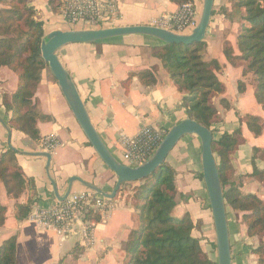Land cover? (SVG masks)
<instances>
[{
	"label": "crops",
	"instance_id": "0c3cea01",
	"mask_svg": "<svg viewBox=\"0 0 264 264\" xmlns=\"http://www.w3.org/2000/svg\"><path fill=\"white\" fill-rule=\"evenodd\" d=\"M25 1L34 10V18L42 23L45 37L52 31L79 29H71L59 12L52 11L46 0ZM111 1L118 10V16L102 28L153 26L170 31V27L163 24L164 19L179 9L170 0ZM193 4L199 13L197 0H193ZM233 27V23L216 21L212 16L204 39L206 48L202 54L203 60L218 63L219 70L215 75L224 87L222 95L213 99L219 119L211 124L210 131L213 140H217L225 133L240 129L244 142L230 158L232 171L238 180L232 179L230 182L240 193L255 195L264 203V179L260 181L248 177L254 168L258 172L264 171V159L254 157L253 153L254 149L264 148V112L255 102L254 89L247 82L251 74H243L244 64L232 65L224 56L226 46L232 49L233 56L239 55ZM163 45L151 37L125 36L91 44H69L56 52L76 87L94 129L112 156L126 166L131 165L123 159L124 138L136 136L145 127L166 134L173 126L187 119L181 107L183 94L177 90L161 61L153 55L154 49ZM147 72L154 77L152 84L139 80L138 74ZM239 83L244 85L241 92L238 91ZM16 88V75L7 68H0V119L7 126L10 114L2 105V96L12 95ZM34 99L38 107L35 126L39 138L32 140L16 129H10L11 144L19 151L15 154L16 163L28 187L17 200L8 199L0 187V204L6 209L4 224L0 227V245L6 239L16 237L17 264H123L125 243L136 225L130 196L132 189L139 186L141 181L126 183L110 200V208L104 218L99 223L93 222L92 244L82 240L79 233L61 236L36 222L37 213L49 211L59 203L46 175V158L29 155L47 152L43 146L44 139L51 136L58 142V146L48 153L51 156L49 175L60 197L65 194L71 178H78L110 194L116 177L87 141L47 68L41 70ZM220 99L226 100L230 108L224 109L219 104ZM245 114L261 119L262 133L258 137L240 124L238 118ZM6 136L0 124L2 148L5 147ZM163 164L174 172L176 206L172 216L179 219L187 214L193 225L192 232L203 238L213 235L199 139L195 135L183 136ZM86 191L90 190L74 181L69 195ZM29 202L32 204L27 218L17 220L15 203L27 205ZM232 212V218L227 212L231 262L257 264V257L252 251L259 240L246 235V227L241 221L242 213ZM209 260L216 262L217 255L216 259Z\"/></svg>",
	"mask_w": 264,
	"mask_h": 264
},
{
	"label": "trees",
	"instance_id": "16d2710c",
	"mask_svg": "<svg viewBox=\"0 0 264 264\" xmlns=\"http://www.w3.org/2000/svg\"><path fill=\"white\" fill-rule=\"evenodd\" d=\"M46 1L52 11H59L62 0ZM170 1L178 7L193 3V0ZM229 1H233V9L239 12L240 28L236 36L239 56H233L232 49L228 46L223 53L232 64L240 60L247 62L243 74L253 75L256 82L254 99L264 111V0ZM44 37L42 23L34 18V10L27 6L25 0H11L9 8L0 12V68L6 67L16 73L18 81L17 90L10 102L3 103L5 110L12 114L8 127L32 140L39 138L35 126L38 107L35 108L32 99L39 83L40 71L43 66H47L40 53ZM205 48L204 41L191 45L164 44L155 48L153 55L161 61L177 90L183 94L181 107L187 119L210 130L218 116L213 99L223 93L224 87L215 75L219 70L218 63L215 60H203ZM138 75L144 84H152L154 81L149 72ZM243 89L244 85L239 83L238 91ZM219 104L224 109L230 108L224 99H220ZM245 125L255 137L262 133V123L258 117L246 116ZM243 142L240 129H236L213 140L212 152L218 159L217 170L226 209L242 213L246 235L258 237L264 233V203L255 195L240 193L227 179L228 171L232 170L230 158ZM15 154L14 151L7 150L0 157V185L3 186L6 197L11 200H17L28 187L22 170L16 163ZM259 176H264V171L258 172L254 168L248 177ZM132 192L130 202L136 225L125 243L126 256L123 264H216L205 256L199 241L192 237L193 225L189 216L185 214L179 219L172 216L176 203L174 172L171 168L161 165L150 177L133 188ZM31 204L32 202L27 205L15 203L17 220L27 218ZM5 213V207L0 204V227L4 224ZM87 219L94 223L100 222L98 214H90ZM252 252L257 257V264H264V246H259ZM0 264H17L15 236L1 243Z\"/></svg>",
	"mask_w": 264,
	"mask_h": 264
},
{
	"label": "water",
	"instance_id": "95a60500",
	"mask_svg": "<svg viewBox=\"0 0 264 264\" xmlns=\"http://www.w3.org/2000/svg\"><path fill=\"white\" fill-rule=\"evenodd\" d=\"M215 0H202L201 12L196 27L189 34H178L172 31L153 26L109 27L93 28L69 31H52L40 44L42 60L47 64L50 72L56 80L58 87L65 98L74 118L87 141L92 146L98 158L116 177L115 186L110 194L103 192L96 186L86 183L78 178L69 180L68 188L63 196H59L49 175L51 156L48 152L32 153L29 155L46 158V175L53 187V193L58 202H63L70 194L71 185L74 181L81 183L86 189L97 195L112 200L123 184L142 181L163 165L166 157L176 146L178 141L186 135H195L201 144V165L204 185L208 195L210 211L213 220L215 245L217 252L216 264H232L229 243L228 223L225 201L223 199L222 186L220 183L217 161L212 152L213 136L209 129L199 125L191 119L183 120L173 126L163 137L157 149L144 163L136 167L126 166L118 162L110 153L100 136L90 122L84 104L76 90L75 85L69 78L65 69L59 62L56 52L69 44L96 43L105 40L125 36H146L154 38L163 44L200 43L204 41L206 31L210 24ZM0 124L6 131V146L8 150L19 153L11 144V130L0 119Z\"/></svg>",
	"mask_w": 264,
	"mask_h": 264
},
{
	"label": "built area",
	"instance_id": "2783aa9c",
	"mask_svg": "<svg viewBox=\"0 0 264 264\" xmlns=\"http://www.w3.org/2000/svg\"><path fill=\"white\" fill-rule=\"evenodd\" d=\"M117 8L111 0H62L59 14L70 26L85 25L90 28H100L113 22ZM198 12L193 3H186L178 11L164 19L163 24L170 27L174 33L191 32L198 23ZM160 130L141 128L132 138L123 140V159L130 167L144 163L159 146L164 137ZM45 150L51 152L56 147L54 138L49 137L43 142ZM110 208V201L92 191L68 195L63 202L57 203L49 211H40L35 215L39 226L52 229L61 236L79 233L82 240L89 244L93 242V221L87 219L90 214H98L100 221Z\"/></svg>",
	"mask_w": 264,
	"mask_h": 264
},
{
	"label": "rangeland",
	"instance_id": "374dc122",
	"mask_svg": "<svg viewBox=\"0 0 264 264\" xmlns=\"http://www.w3.org/2000/svg\"><path fill=\"white\" fill-rule=\"evenodd\" d=\"M11 0H0V12L2 11V10H4V9H7V8H9V2H10ZM26 2V1H25ZM197 9H198V11H199V13H198V15L200 14V12H201V7H202V1L201 0H197ZM237 10L235 11L234 9H233V1H229V0H215L214 1V20H216V21H220V20H222V21H229V22H231V23H233V28H234V31H235V33H236V35H235V37L237 36V34H238V32H239V28H240V23L238 22L239 21V12H237ZM34 15H35V13H34ZM219 16V17H218ZM218 23V22H217ZM74 28H79V29H74ZM71 29H74V30H82V29H93V28H90L89 26H85V25H79V26H71ZM44 39H45V37H44ZM43 39V40H44ZM239 56V55H238ZM238 63H243L244 64V70L246 69V67H247V62H245V61H242V60H240V61H236V62H234V64H232V65H236V64H238ZM2 68V67H1ZM4 68H6V67H4ZM42 68H47L48 70H49V68H48V66H43ZM8 69V68H7ZM9 70V69H8ZM42 70V69H41ZM11 71V70H10ZM50 71V70H49ZM11 72H13V71H11ZM14 73V72H13ZM40 73H41V71H40ZM15 75H16V73H14ZM52 74V73H51ZM53 76V75H52ZM16 78H17V75H16ZM39 81H40V79H39ZM18 82V81H17ZM247 82H249V84L253 87V89H254V92H255V88H256V82H255V80H254V77H253V75H250V77H249V79H248V81ZM38 85V84H37ZM36 88H37V86H36ZM36 88H35V91H34V95H35V92H36ZM16 90H17V88H16ZM16 92V91H15ZM14 92V93H15ZM13 93V94H14ZM12 94V95H13ZM12 95H3L2 96V105H3V103L4 102H7V103H9L10 102V99H11V97H12ZM222 95V94H221ZM33 101H32V103H34V106H35V108L37 107V100H35L34 99V96H33V99H32ZM256 102V101H255ZM261 107V106H260ZM216 108V107H215ZM7 112V111H6ZM264 112V111H263ZM9 114H10V119L9 120H11V118H12V114L10 113V112H8ZM246 116H253V115H250V114H245V115H243V116H240L239 118H238V120H239V122H240V124H244L245 125V117ZM254 117H257V116H254ZM244 118V119H243ZM217 119H219V117L217 116ZM243 119V120H242ZM9 120H8V122H9ZM242 121H244V122H242ZM246 126V125H245ZM242 135V134H241ZM51 137V136H50ZM49 138V137H48ZM52 138H54V137H52ZM243 138V137H242ZM244 139V138H243ZM45 140V139H44ZM54 140L56 141V139L54 138ZM44 142V141H43ZM5 147L4 148H2V147H0V157L2 156V154L4 153V152H6L8 149H7V146H6V144L4 145ZM43 146H44V144H43ZM58 146V142L56 141V147ZM55 147V148H56ZM45 148V147H44ZM54 148V149H55ZM3 149V150H2ZM53 149V150H54ZM52 150V151H53ZM2 151H4V152H2ZM48 152V151H47ZM253 153H254V157L256 156V157H261L262 159H264V148L263 149H260V150H258V149H256L255 151L253 150ZM260 154V155H259ZM259 155V156H258ZM215 159H216V161H218V159L216 158V156H215ZM264 176H259V177H256V179L257 180H260V181H263V178ZM263 178V179H262ZM227 179L228 180H232V179H234V180H238L237 178H236V176H235V172H233L232 170L231 171H228V173H227ZM0 187H1V189L2 190H4V188H3V186L2 185H0ZM5 192V191H4ZM226 211L228 212V214H229V217L230 218H232L233 217V212H232V210H230L229 208H227L226 209ZM242 217V216H241ZM241 221H242V219H241ZM243 223V222H242ZM192 237H194L195 239H197L199 242H200V246H201V248H202V250H203V252H204V254H205V256L209 259V258H211V259H216V255H217V252H216V245H215V233L213 234V235H211L210 237H201L198 233H195V232H192ZM256 239H258L259 240V244L256 246V248L257 247H259V246H264V233L263 234H260L258 237H255ZM216 262H217V260H216ZM257 262V261H256Z\"/></svg>",
	"mask_w": 264,
	"mask_h": 264
}]
</instances>
